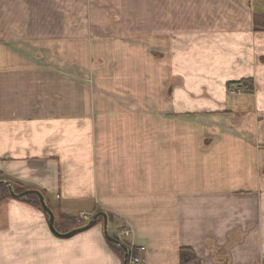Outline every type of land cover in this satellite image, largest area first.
<instances>
[{
	"label": "crops",
	"instance_id": "crops-1",
	"mask_svg": "<svg viewBox=\"0 0 264 264\" xmlns=\"http://www.w3.org/2000/svg\"><path fill=\"white\" fill-rule=\"evenodd\" d=\"M0 180L132 264H264V0H0ZM0 264L122 261L11 197Z\"/></svg>",
	"mask_w": 264,
	"mask_h": 264
},
{
	"label": "water",
	"instance_id": "water-1",
	"mask_svg": "<svg viewBox=\"0 0 264 264\" xmlns=\"http://www.w3.org/2000/svg\"><path fill=\"white\" fill-rule=\"evenodd\" d=\"M0 184H3L7 187L8 192L12 198L15 199H21L22 197H26L28 195H35L38 198L39 204L43 212H45L48 216V224L50 230L56 234L59 237H70L76 233L88 230L95 226L97 224L98 218H102V234L105 240L109 243H112L118 247H120L123 250V259H122V264H129V258H130V252L128 247L126 246L125 243H123L121 240L110 234L108 230V217L107 214L103 211H99L94 213L91 218L88 220V222L80 227L74 228L66 233H59L56 228H55V215L52 212V210L49 208L47 203L45 202L43 194L38 191V190H33V189H28V190H23L19 193H16L13 189L12 183L9 181L5 180H0Z\"/></svg>",
	"mask_w": 264,
	"mask_h": 264
},
{
	"label": "trees",
	"instance_id": "trees-1",
	"mask_svg": "<svg viewBox=\"0 0 264 264\" xmlns=\"http://www.w3.org/2000/svg\"><path fill=\"white\" fill-rule=\"evenodd\" d=\"M248 83H250L249 80H240L238 82V84H240L244 87H249ZM14 190H15V192L18 193V192L23 191L24 189H22V188L15 189L14 188ZM7 198H11V196L8 192V189L5 185L0 184V200L7 199ZM21 200L26 201L29 204L35 206L36 208L41 209L38 198L35 195H29L26 197H22ZM99 211L100 210L96 209L95 213L99 212ZM107 217H108V224H109L112 220V217L109 214H107ZM58 220H59V222H58L57 226H61L59 228L62 229L63 231H68V230H71L72 228L80 227V226H83L86 224L85 220H83L82 218H75V217H70V216H65V215L59 216ZM97 223H102L101 217L98 218ZM54 225H55V223H54ZM107 243L110 246V248L121 258V261H122L123 250L120 247H118L112 243H109V242H107ZM129 252H130V257L137 256L136 251L132 252L129 250ZM197 261H198L197 257L191 248L185 247V248L180 249L178 264H197Z\"/></svg>",
	"mask_w": 264,
	"mask_h": 264
},
{
	"label": "rangeland",
	"instance_id": "rangeland-1",
	"mask_svg": "<svg viewBox=\"0 0 264 264\" xmlns=\"http://www.w3.org/2000/svg\"><path fill=\"white\" fill-rule=\"evenodd\" d=\"M249 85V87H244V86H242V85H240V84H237L236 86H233V87H231V88H229V93L233 96H236V95H239V94H242L245 90H247V89H249V88H251V82L250 83H248ZM220 109V108H219Z\"/></svg>",
	"mask_w": 264,
	"mask_h": 264
},
{
	"label": "built area",
	"instance_id": "built-area-1",
	"mask_svg": "<svg viewBox=\"0 0 264 264\" xmlns=\"http://www.w3.org/2000/svg\"><path fill=\"white\" fill-rule=\"evenodd\" d=\"M82 219L88 220V217L84 215V216H82ZM138 261H139V259L137 257H130V264L137 263Z\"/></svg>",
	"mask_w": 264,
	"mask_h": 264
},
{
	"label": "flooded vegetation",
	"instance_id": "flooded-vegetation-1",
	"mask_svg": "<svg viewBox=\"0 0 264 264\" xmlns=\"http://www.w3.org/2000/svg\"><path fill=\"white\" fill-rule=\"evenodd\" d=\"M14 189V188H13ZM15 191V190H14ZM17 193V192H16ZM19 193V192H18ZM29 196V195H28Z\"/></svg>",
	"mask_w": 264,
	"mask_h": 264
}]
</instances>
